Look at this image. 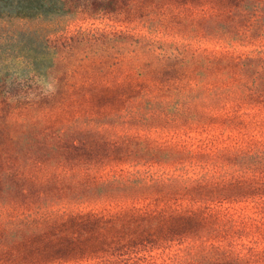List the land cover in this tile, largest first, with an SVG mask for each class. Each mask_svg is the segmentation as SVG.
<instances>
[{"label":"trees","instance_id":"obj_1","mask_svg":"<svg viewBox=\"0 0 264 264\" xmlns=\"http://www.w3.org/2000/svg\"><path fill=\"white\" fill-rule=\"evenodd\" d=\"M123 1L0 0V20L25 22L20 33L31 35L28 31H37V24H48L43 19L84 11L90 4L106 11ZM232 1L237 5L221 12L213 8L214 18L231 22L238 11L246 25L177 62L178 71L172 68L177 77L169 72L163 79L150 68L130 80L97 84L71 82L60 74L46 91H0V158L17 156L18 148L30 151L33 140L40 149L66 141V129L46 131L57 114L78 122L83 110L111 107L132 118L162 108L164 124L147 129L95 124L102 142L129 149L137 144L145 152L157 137L160 149L174 146L178 151L151 164L160 167L159 175H82L76 191L87 192L95 203L81 202L80 194L66 187L47 192L25 186L38 180L18 178V172L5 168L0 177V264H264V0ZM135 2L127 1L129 7ZM29 81L19 83L29 86ZM78 139L74 147L83 148L85 139ZM121 161L116 162L121 168L134 166ZM68 177L63 173L43 181ZM107 190L119 195L104 194ZM32 199L39 205L21 207L20 201Z\"/></svg>","mask_w":264,"mask_h":264},{"label":"rangeland","instance_id":"obj_2","mask_svg":"<svg viewBox=\"0 0 264 264\" xmlns=\"http://www.w3.org/2000/svg\"><path fill=\"white\" fill-rule=\"evenodd\" d=\"M127 1L124 0L120 7L112 5L106 11L98 12L90 4L84 11L43 19L48 24H37V31H28L31 35L20 33L25 22L22 26L17 22L8 25L0 20V91L19 95L33 94L41 89L46 91L48 84L60 74L71 82L93 80L97 84L104 80H130L139 71L149 72L150 68L163 79L169 72L177 77V62L188 59L199 48H212L211 44L224 37L225 32L238 34L246 25V18L239 17L238 11L231 22L221 16L218 20L214 18L213 8L221 12L227 6H236L232 0H138L131 7ZM167 6L173 7L166 9ZM53 10L51 7L49 12ZM26 79L30 80L29 86L25 82L19 83ZM15 80L19 81L15 83ZM161 111L162 108L144 111L132 118L118 107L106 111L83 110V117L78 122L71 117H57V114L52 123H48L46 131L52 133L64 128L68 132L66 141L57 140L54 145L40 149L35 147L33 140L30 151L18 148L17 156H1L0 177L5 168H10L9 172L14 175L18 172V178L35 177L38 180V184L28 180L25 186L47 192L66 187L74 195L79 193L81 202L95 203V198L86 195L87 192L76 191V183L82 175L92 171L96 173L91 174L106 172L111 178L125 177V172L132 177L159 175L160 167L151 164L158 165L167 155H175L178 151L174 146L160 149L157 137L147 143L145 152L137 144L131 146L135 149H129L125 144L102 142L103 135L98 134L93 125L119 122L130 128L147 129L164 124L159 118ZM78 138L85 139L83 148L74 147L79 145ZM121 160H129L134 166L121 168L116 165V162L122 164ZM63 173L69 174L67 180L54 179ZM47 176L54 178L44 183ZM3 179L7 178L3 176ZM104 194L119 195L113 190ZM20 204L25 209L39 205L33 199L20 201ZM244 255L250 259L248 252ZM261 257L264 258V254ZM154 262L163 264L162 260Z\"/></svg>","mask_w":264,"mask_h":264}]
</instances>
